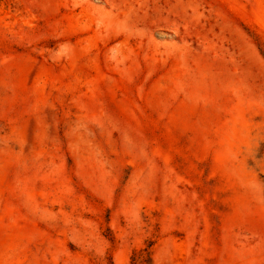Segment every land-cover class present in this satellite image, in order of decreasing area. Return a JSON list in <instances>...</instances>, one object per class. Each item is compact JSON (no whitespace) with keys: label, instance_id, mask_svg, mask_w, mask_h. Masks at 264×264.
I'll return each mask as SVG.
<instances>
[{"label":"rangeland","instance_id":"rangeland-1","mask_svg":"<svg viewBox=\"0 0 264 264\" xmlns=\"http://www.w3.org/2000/svg\"><path fill=\"white\" fill-rule=\"evenodd\" d=\"M126 3L0 0V264H264V0Z\"/></svg>","mask_w":264,"mask_h":264},{"label":"bare ground","instance_id":"bare-ground-1","mask_svg":"<svg viewBox=\"0 0 264 264\" xmlns=\"http://www.w3.org/2000/svg\"><path fill=\"white\" fill-rule=\"evenodd\" d=\"M126 1L128 2H132L134 0H123L124 3H126ZM127 4V3H126ZM143 7H148V2H144L142 4ZM190 8H193L194 11H197L196 7H192L190 4L181 2L178 5L174 6L173 11L176 12L178 15H180L183 18L187 17L188 14V10ZM119 9L121 10L122 7L120 6ZM103 26H107L109 32H110V36H118V35H122L124 36L126 39L129 38L130 36H132V30L129 29L128 25H125L126 29H119V30H115L111 27H109V25H103ZM224 31L230 33L231 35H233L235 33V28L233 25H225L224 26ZM140 36H143V33H140ZM175 51H178L179 53H182L185 56L189 55L190 49L187 46L184 47H175L174 48ZM223 52V50L214 43H208L207 46L205 47V50L202 54L196 55L198 56V58H200L201 60L205 59L207 61L210 60V57L212 54H215L217 57H220V53ZM220 59H216L214 60V63H220L219 61Z\"/></svg>","mask_w":264,"mask_h":264}]
</instances>
